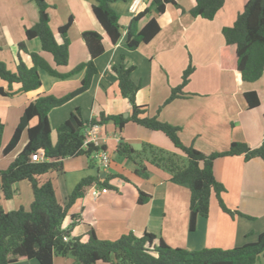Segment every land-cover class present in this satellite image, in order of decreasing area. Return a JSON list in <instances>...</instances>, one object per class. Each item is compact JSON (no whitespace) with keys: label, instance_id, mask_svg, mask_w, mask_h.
I'll use <instances>...</instances> for the list:
<instances>
[{"label":"crops","instance_id":"obj_1","mask_svg":"<svg viewBox=\"0 0 264 264\" xmlns=\"http://www.w3.org/2000/svg\"><path fill=\"white\" fill-rule=\"evenodd\" d=\"M49 6L50 27L58 43L63 38L60 27L72 20L68 31L69 63L57 67L53 56L42 49L39 39L28 40L26 30L39 22V10L33 0H0L1 60L10 71L21 59L32 67L31 54L41 55L59 73L65 74L78 65L88 63L89 52L83 41L85 32H97L103 37L104 54L95 60L98 74L91 88L66 105L54 109L49 120L52 142L57 141V128L76 109H80L85 122L101 114L129 119L132 105L121 96L115 65L124 59L126 66L135 67L132 81L140 87L135 103L147 109L146 116L179 128V138L185 147L194 148L206 155L223 153L233 143H243L251 149L264 141V74L254 83L244 82L238 72L220 69L219 52L225 45L223 29L232 27L249 0H225L223 8L212 20L193 17L195 0H175L165 13L157 17L153 10L140 20L141 30L151 19H157L161 31L149 44L136 50L127 46V30L132 19L150 7L152 0H142L139 12L132 14L134 0H115L113 10L123 27L121 39L113 45L94 15L95 0H45ZM24 44L25 50L19 45ZM192 67L190 81L183 95L166 104L172 91L182 83L184 72ZM42 86L36 91L16 94L12 98L0 96V120L4 124L2 148L10 142L26 107L40 96L64 97L81 87L85 71L61 80L40 72ZM0 87L8 84L0 80ZM14 85L13 90H19ZM257 93L260 105L249 109L246 93ZM103 147L111 156L108 171L101 168L93 157L64 160L63 171L44 176L52 181L59 203L65 205L76 186L87 177L101 182L110 179L109 192L99 198L91 196L89 188L85 197L70 211L82 221L72 230V236L86 241L93 229L100 240L117 241L130 233L138 237L151 234L156 242L163 240L172 248L188 251L203 249L230 250L257 241L264 232V162L259 158L245 161L243 156L221 157L214 162V175L225 187L223 200L226 206L239 215L223 212L215 197L211 199L207 218L200 217L195 231L189 230L190 191L170 182V176L161 169L144 163L147 171L136 172L134 163L117 154L121 143L141 151L150 144L170 153L183 155L162 132L151 131L128 123L119 129L113 123L101 129ZM28 143L25 132L17 148L8 156H0V170H7ZM24 183L13 186L14 197L2 204L6 211L30 209L33 196L30 186ZM26 193L25 196L23 194ZM150 199L139 204L140 194ZM71 223L68 220L67 227ZM73 258L56 257L54 264H74ZM13 264H40L37 260H20ZM98 264H107L99 262Z\"/></svg>","mask_w":264,"mask_h":264},{"label":"trees","instance_id":"obj_2","mask_svg":"<svg viewBox=\"0 0 264 264\" xmlns=\"http://www.w3.org/2000/svg\"><path fill=\"white\" fill-rule=\"evenodd\" d=\"M39 10V22L26 30L28 40L39 39L42 49L53 56L57 67L69 63L68 31L72 26L69 20L60 27L58 33L63 44L57 42L50 27L49 6L45 0H33ZM115 0H95L93 12L111 43L115 45L122 37L123 27L120 18L112 8ZM193 17L212 21L223 8L225 0H195ZM169 4L176 5L175 0H152L144 12L136 15L127 30V46L136 50L140 45L149 44L160 33L161 27L157 19H151L141 30L138 23L153 10L157 17L162 16ZM225 45L219 52L220 69L226 72H238L247 83L260 80L264 74V0H249L232 27L223 29ZM83 41L90 55L88 63L78 65L72 71L62 74L53 68L41 55L31 54L32 67H27L19 59L15 71H10L1 60L0 48V80L8 84V89L0 87V96L12 98L16 94H25L41 88L40 72L61 80L69 79L83 71L85 76L81 87L70 94L58 98L52 95L40 96L31 102L20 119V122L8 145L2 148L4 124L0 120V156H8L18 146L22 135L27 132L28 143L7 170H0V264H13L20 260H37L40 264H54L56 257L73 258L74 264H257L264 258V232L254 243H248L230 250L203 249L188 251L172 248L163 240L156 242V237L144 234L138 237L133 233L123 236L117 241L100 240L91 229L86 241L72 236V230L82 221L80 216L71 215V209L82 200L90 187H111L107 179L101 182L96 177L81 180L68 197L65 205L59 203L52 181H42L44 176L63 171L66 159L91 158L97 150L92 145L84 147L87 131L94 125L105 127L109 123L124 129L128 123H134L151 131L165 134L181 150L183 155L167 152L150 144H144L141 151L121 143L117 154L132 161L136 172L147 171L144 163L163 170L170 176V182L186 187L190 191L189 230L195 231L200 217L207 218L210 203L216 198L221 210L229 215L244 216L238 211H231L223 200L225 187L214 175V162L217 158L243 156L245 161L259 158L264 162V141L258 148L251 149L243 143H233L223 153L206 155L194 148L185 147L179 138V128L164 124L156 118L146 116L147 109L135 103L140 87L131 78L135 67L124 64V59L113 70L118 76V87L121 96L132 105L129 119L121 116L101 114L91 121L85 122L80 109L60 125L57 130V141L52 142L50 113L71 100L87 92L94 77L98 74L95 60L104 54L103 37L97 32H85ZM25 50V45H19ZM193 68H188L182 77L181 85L172 91L166 104L183 95V89L190 81ZM14 85H20L18 91ZM249 109L259 107L260 100L255 92L244 96ZM103 149H106L103 147ZM40 155L43 161H36ZM27 182L33 193L30 210L20 208L8 212L4 201L14 197L13 186ZM150 197L140 194L139 204H145ZM250 218V217H247ZM68 220L71 223L65 227Z\"/></svg>","mask_w":264,"mask_h":264},{"label":"built area","instance_id":"obj_3","mask_svg":"<svg viewBox=\"0 0 264 264\" xmlns=\"http://www.w3.org/2000/svg\"><path fill=\"white\" fill-rule=\"evenodd\" d=\"M142 0H134L130 6V11L132 14H137L139 12V6ZM102 127L100 125L92 126L86 133V138L84 140V147L92 145L97 150L93 153L92 157L98 161L101 168L108 171L111 165V156L109 152L103 149V139L101 134ZM45 158L40 155L36 161H43ZM109 192L107 188L100 189L97 186H93L90 190L91 196L94 198H99L101 195H105Z\"/></svg>","mask_w":264,"mask_h":264},{"label":"rangeland","instance_id":"obj_4","mask_svg":"<svg viewBox=\"0 0 264 264\" xmlns=\"http://www.w3.org/2000/svg\"><path fill=\"white\" fill-rule=\"evenodd\" d=\"M22 183H24L23 185H24V187H27V185H28V183L27 182H22ZM30 189V195L31 196H33V193H32V190H31V188H29ZM26 195V193H24L23 194V196H25ZM26 197H27V195H26ZM216 199V198H215ZM221 209V208H220ZM30 209H27L26 211H29ZM257 264H264V258H261L260 260H259V262H257Z\"/></svg>","mask_w":264,"mask_h":264}]
</instances>
